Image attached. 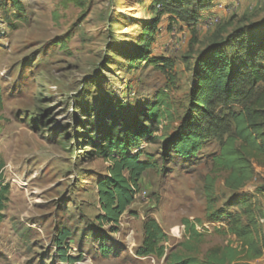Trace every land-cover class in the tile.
Masks as SVG:
<instances>
[{"label": "rangeland", "instance_id": "374dc122", "mask_svg": "<svg viewBox=\"0 0 264 264\" xmlns=\"http://www.w3.org/2000/svg\"><path fill=\"white\" fill-rule=\"evenodd\" d=\"M19 1L20 13L9 0H0V187L5 191L0 264H68L56 253V237L63 229L71 233L67 253L79 256L72 264H165L135 254L147 217L168 235V247L182 241L186 218L207 230L203 253L216 245H236L218 230L219 216L208 215L221 208L235 210L226 204L242 192L253 194L264 207V160L253 162V178L236 193L224 186L226 173H211L210 156L233 131L230 112L249 103L261 84L239 85L228 98L213 101L211 116L202 119L207 136L195 157L169 162L162 144H143L142 153L156 159L157 167L144 172L139 193L112 234L95 221V182L106 164L86 157L85 147L75 144V123L85 107L97 108L100 100L131 113L164 85L160 70L148 64L131 69L125 58L153 17L152 0ZM219 3L225 7L215 8L220 22L210 30L170 23L167 15L157 25L149 49L175 60L174 97L183 106L180 113L192 82V67L182 57L192 60L207 45L228 42L235 29L264 17V0H245L234 11H228L231 0ZM66 137L70 150L58 144ZM209 173L215 178V198L208 212L204 176ZM250 264H264V252Z\"/></svg>", "mask_w": 264, "mask_h": 264}, {"label": "trees", "instance_id": "16d2710c", "mask_svg": "<svg viewBox=\"0 0 264 264\" xmlns=\"http://www.w3.org/2000/svg\"><path fill=\"white\" fill-rule=\"evenodd\" d=\"M9 1L17 12H23L21 1ZM213 1L152 0L153 17L142 28L138 45L125 58L131 69L148 64L160 70L165 77L164 85L128 114L103 100L97 108L85 107L81 111L82 118L75 123V144L85 147L86 157L102 159L106 164L105 173L95 182L99 206L95 221L99 228H107L112 234L117 232L122 215L140 191L142 175L157 167L156 159L142 153L143 144H162V155L169 162L195 157L207 136L203 117L211 116L210 106L216 98H228L239 85L261 84V87L249 103L230 112L233 131L210 156L211 173H226L224 186L237 193L253 178V162L264 160V20L235 29L228 42L209 44L192 60L182 57V61L192 67L188 104L183 113H180L183 106L174 97L175 60L152 55L149 49L162 15H167L170 23L197 26L200 12L209 9ZM156 5L161 8L158 10ZM2 106L0 87V111ZM52 132L57 138L58 133ZM66 141L67 137L59 139L58 144L70 150L64 145ZM211 173L204 176L208 212L215 198V178ZM4 192L0 187V210ZM226 205L235 210L221 208L208 217L219 216L222 227L218 230L232 237L236 245L232 242L216 245L203 253L201 244L207 230L203 227L199 230L198 221L186 218L182 221V241L168 247V235L154 218L147 217L135 254L163 259L165 264H250L261 258L264 237L259 220L263 215L257 208L255 196L242 192ZM70 235L63 229L56 237V253L61 262L68 264L79 260V256L71 257L67 253L66 242Z\"/></svg>", "mask_w": 264, "mask_h": 264}, {"label": "built area", "instance_id": "2783aa9c", "mask_svg": "<svg viewBox=\"0 0 264 264\" xmlns=\"http://www.w3.org/2000/svg\"><path fill=\"white\" fill-rule=\"evenodd\" d=\"M245 0H231V6L228 7V11H234L235 8L241 4L242 2H244ZM225 6L221 5L218 0L213 1L212 6L210 7V9H220V8H224ZM156 8L159 10L161 7L160 5H156ZM220 22V18L219 16L212 12L206 16L200 17V20L198 22V26L201 28H204L206 30H210L212 29L214 26H216L218 23ZM261 223L263 222L262 219L259 220ZM197 228L199 229V226H197Z\"/></svg>", "mask_w": 264, "mask_h": 264}, {"label": "crops", "instance_id": "0c3cea01", "mask_svg": "<svg viewBox=\"0 0 264 264\" xmlns=\"http://www.w3.org/2000/svg\"><path fill=\"white\" fill-rule=\"evenodd\" d=\"M215 1V0H214ZM220 0H218V2H219ZM222 1V0H221ZM214 10L215 9H206V10H203V11H201V17H203V16H206V15H208V14H210V13H212V12H214ZM256 21H254V22H259L260 20H264V17H262L261 19H255ZM257 208L262 212V215L264 216V207H262V206H260L259 204H257Z\"/></svg>", "mask_w": 264, "mask_h": 264}]
</instances>
